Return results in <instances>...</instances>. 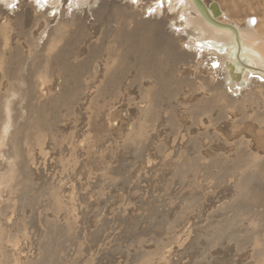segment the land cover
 Wrapping results in <instances>:
<instances>
[{"label": "rangeland", "instance_id": "rangeland-1", "mask_svg": "<svg viewBox=\"0 0 264 264\" xmlns=\"http://www.w3.org/2000/svg\"><path fill=\"white\" fill-rule=\"evenodd\" d=\"M94 20L50 45L22 32L32 15L0 21V264H264L263 179L243 182L252 203L213 130L188 120L194 91L113 75L112 27Z\"/></svg>", "mask_w": 264, "mask_h": 264}, {"label": "bare ground", "instance_id": "bare-ground-1", "mask_svg": "<svg viewBox=\"0 0 264 264\" xmlns=\"http://www.w3.org/2000/svg\"><path fill=\"white\" fill-rule=\"evenodd\" d=\"M260 6L264 7V0H0V21L2 29L19 30L34 16V24L22 32L48 31L47 45L55 37L63 41L61 30L69 21L90 17L96 27H112L113 75L147 71L153 76L147 85L160 81L168 97L177 93V83L188 95L194 91L188 120L194 125L200 118L206 124L201 131L213 130L219 143L212 145L211 155H228L229 167L224 170H243L237 178L239 190L255 203L259 198L243 182L264 181V9ZM59 50L57 46L52 52ZM162 96L159 91L151 98L153 106L164 102ZM151 115L146 110V116ZM261 241L264 249V236Z\"/></svg>", "mask_w": 264, "mask_h": 264}]
</instances>
